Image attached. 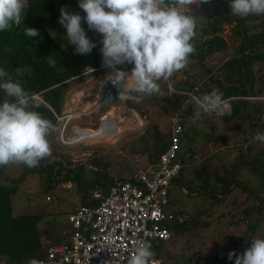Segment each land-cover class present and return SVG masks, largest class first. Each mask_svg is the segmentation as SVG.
Listing matches in <instances>:
<instances>
[{"label": "trees", "instance_id": "16d2710c", "mask_svg": "<svg viewBox=\"0 0 264 264\" xmlns=\"http://www.w3.org/2000/svg\"><path fill=\"white\" fill-rule=\"evenodd\" d=\"M61 7L79 13L81 17L85 15L78 3L72 0H27L21 25H13L10 30L0 32V68L8 72L6 79L19 81L30 94L32 110L41 113L54 126L57 117L61 116L66 87L75 80L89 78L101 70L112 69L102 63V34L89 30L83 20L81 26L96 46L89 54L75 53V46L65 39L66 29L58 22ZM197 7L194 13L187 8L183 9L186 14L194 15L196 19V36L191 41L195 52L190 55L187 66L175 73L170 81L159 82L160 92L163 90L167 93L166 84L169 83L180 93L171 94L179 95L182 103L189 99L186 93L196 99L219 89L227 106L231 108V114L224 117L216 113L204 114L195 102H189L187 117L191 116L189 119L193 118L195 125L204 130L202 137L205 142L196 144L194 129L190 132L193 138L192 149L202 153L186 154L187 158L182 160L176 153L175 162L180 164V169L169 183L166 210L172 214L185 215V219L181 223L169 221L164 225L171 237L184 235L186 232L197 234L199 229L202 230L212 223L209 211L231 198L229 204H236V209H239L236 222L245 227L241 241L230 252L233 254L232 258L229 259L230 253L227 254L232 245H228L223 248L227 251L217 250L212 257L203 258L197 251L186 260L180 261L188 264H234L236 257L242 255L254 239H264V229L257 235L264 221V142L253 140L258 132L264 133V15L235 16L230 11L229 0H209L208 3H201ZM224 26H227L229 31L227 39L220 35ZM25 28L37 29L39 36L27 37L24 34ZM64 40L67 42L62 45ZM50 55L56 61L54 68L47 62L46 57ZM212 57L217 60L215 64H207ZM19 67L30 68L31 74L17 75L16 69ZM116 68L121 71L132 70L133 65L125 63L117 65ZM158 93L140 100L145 101L147 105L156 104ZM33 95H39L41 102H35ZM5 99L6 96L0 89V103ZM140 100L137 102L134 99H126L125 104L140 115L142 112H148ZM186 122L187 120L183 122L179 144L188 129ZM110 129L117 130L114 125H111ZM152 130V146L156 143L164 144V148L158 152L148 151L149 148L145 146L147 166L154 168L158 155L168 145L169 132L168 135L164 133V136L168 137L163 140L156 126H153ZM206 148H209V151ZM52 158L53 156H49L41 160L38 167L32 168L25 165L0 166V261L4 264H29L32 259L40 260L47 245L68 239V235L58 236L60 230L56 231L52 226L38 227L47 216L42 211L43 207L37 211L12 215L11 200L30 175L39 174L43 178L40 198L44 201L47 194L57 185L70 183L81 195L79 205L93 206L97 202L89 195L90 190L97 189L104 194L115 182L132 181V175L137 171L124 166L131 176L113 178L106 170L109 167L107 163L94 160L97 168L89 170L93 178L86 181L84 174L88 170L84 169L83 163L72 168L69 161H52ZM191 166L194 167L192 176L184 181L182 168ZM7 169H12L13 174L8 175ZM196 179L198 182L193 185ZM171 188L182 190L187 197L203 196L207 203L203 218L198 217L203 213H194L190 219V215L183 210H169ZM196 218L200 219L199 223ZM222 239L223 242L229 241L228 236ZM162 242L165 241L153 244L151 250L158 249ZM221 256L223 258H220ZM153 258H159L161 264H166L160 257ZM174 263H178L177 260L170 264Z\"/></svg>", "mask_w": 264, "mask_h": 264}, {"label": "clouds", "instance_id": "9594fccd", "mask_svg": "<svg viewBox=\"0 0 264 264\" xmlns=\"http://www.w3.org/2000/svg\"><path fill=\"white\" fill-rule=\"evenodd\" d=\"M208 2L209 0H78V6L85 15L81 17L79 13L61 7L58 22L66 29L65 39L75 46L76 54H89L96 46L86 36L81 26L82 20L89 30L102 34V63L113 69V75L109 78L122 89L119 98L138 102L145 96L158 93L159 82L170 81L175 73L187 66L190 55L195 52L191 41L196 36V19L183 9L191 11V5ZM26 4L27 0H0V32L10 30L13 25H21ZM229 6L235 16L264 15V0H229ZM24 34L29 38L36 37L39 36V31L25 28ZM46 58L49 66L54 68L56 61L52 55ZM125 63L133 65L130 74L116 68ZM16 72L17 75H30L31 69L19 67ZM7 77L8 72L0 68V89L6 96L4 102L0 103V166L38 167L41 160L52 154L48 136L55 130V126L41 113L32 110L30 94L21 83L6 79ZM167 89L170 93H179L171 85H167ZM132 93L136 95L133 96ZM36 97L39 98L37 103L41 102L39 95H33L32 99ZM187 97L189 99L180 103L177 108L186 103L189 111L188 104L193 101L204 114L216 113L221 117L231 114V108L227 106L219 89L200 98L195 99L191 95ZM59 118L57 117V122ZM75 129L77 128L65 138L71 136ZM62 136L61 133L60 137ZM253 140L264 142V133L258 132ZM95 191L98 190H90L89 195L92 196ZM232 255L229 254V259ZM154 256L149 242L137 240L128 264H150ZM29 264L42 262L32 259ZM234 264H264V239H254L250 247L236 257Z\"/></svg>", "mask_w": 264, "mask_h": 264}, {"label": "rangeland", "instance_id": "374dc122", "mask_svg": "<svg viewBox=\"0 0 264 264\" xmlns=\"http://www.w3.org/2000/svg\"><path fill=\"white\" fill-rule=\"evenodd\" d=\"M72 1L78 3V0ZM197 6L195 4L191 5V11L187 10L194 13L198 8ZM228 34V27L224 26L220 35L222 38L227 39ZM66 42L64 40L62 45H65ZM210 59L207 64H215L217 61L214 57ZM122 71L126 74L131 73V70L128 69ZM111 75H113V69L101 70L89 78L75 80V82L66 87L61 105V116L56 123L55 130L48 136L52 148V161L60 159L65 162L69 161L72 168H75L79 163H83L84 169L88 170L84 174L86 181L93 178L89 170H96L97 168L93 163L94 160L107 163L109 167L106 170L113 178H128L131 176V173L124 166L132 171L144 170L147 166V159L144 153L145 146L149 148L148 151L151 150L152 152H158L164 148L163 143H156L152 146V127L156 126L160 135L163 136V140H166L168 136L165 137L164 133L168 135L169 117L174 115L181 101L179 95L171 94L167 89V93L163 90L159 91V98L156 104L152 105L147 102L149 104L147 105L145 101L140 100L145 105L143 108L148 109V112H142L140 115L128 108L125 104L126 99L122 98H119L113 105L108 106L106 110L97 113L96 109L99 105L95 106V104L99 102L101 89L107 83L112 82L109 78ZM33 100L38 102L39 98L36 97ZM92 108L96 112H89ZM108 115L115 122L113 123V125L115 124L114 127L116 129L120 128V131L113 136H111L110 129L112 124L109 128H105L107 124L104 122L106 121L102 120L104 124L101 125V118L103 116L105 118ZM67 117L70 118L68 119ZM190 117L184 118V121L187 120L188 129L181 138V143L177 150V156L181 160L187 158L186 154L197 153L200 155L202 153L200 150L192 149L193 138L191 131L196 129L195 142L197 145L205 142L202 137L204 130L195 125L196 122L193 118L190 120ZM93 127L96 128L90 129ZM74 128L77 129L66 139L65 136ZM80 130L83 131L81 132ZM96 132L98 134L95 137L88 134H95ZM61 133L63 134L62 137H60ZM206 150L209 151V148H206ZM178 151L180 154H178ZM213 164L212 162L211 165ZM193 168V166L182 168V179L184 181L192 176L191 171ZM6 172L8 175L13 174L12 169H7ZM42 179L39 174L30 175L26 182L20 185L18 192L11 200L12 215L16 216L28 211H37L43 207L42 211L47 216L38 224V227L52 226L54 230H60L58 236L66 237L70 232L65 221L66 214L81 203V195L76 191L73 184H62L57 185L53 191L47 194L50 197V201L46 202L40 198L43 191ZM197 182V179L193 181V185H196ZM169 200L168 209L171 211L176 209L183 210L190 215V219H192L191 217L194 213H203L198 215L199 218L204 216L203 211L206 210L207 203L206 199L201 195L187 197L182 190L171 188L169 190ZM229 200L231 201V198L226 200L221 206L209 211V216H212L213 221L207 227L202 230L199 229L197 234L186 232L184 235H173L169 240L162 242L158 249L152 250L155 253L154 257H160L165 260L164 263L170 264L175 260L177 262L184 261L197 251L203 258H208L214 256L217 250H223L228 245H232V248L228 249L227 254L234 250L235 245L241 241L245 227L237 224L236 215H238L239 209H236V204H229ZM199 218H196L198 219L197 223L200 221ZM48 220L53 222H48ZM263 229L264 221L259 231H257V235H260ZM224 236L229 237L228 242H223L222 238ZM223 251L227 250L224 249ZM220 258H223V256Z\"/></svg>", "mask_w": 264, "mask_h": 264}, {"label": "built area", "instance_id": "2783aa9c", "mask_svg": "<svg viewBox=\"0 0 264 264\" xmlns=\"http://www.w3.org/2000/svg\"><path fill=\"white\" fill-rule=\"evenodd\" d=\"M190 96V93H186ZM186 103L169 120L166 149L158 155L154 168L137 170L132 181L115 182L103 194L92 193L97 204L77 206L67 216L68 239L45 247L42 264H128L135 242L166 241L171 233L165 223H181L185 215L166 210L167 189L177 176L176 161ZM46 201L49 197L45 198ZM0 264H4L0 261ZM150 264H161L152 258ZM187 264V263H174Z\"/></svg>", "mask_w": 264, "mask_h": 264}, {"label": "water", "instance_id": "95a60500", "mask_svg": "<svg viewBox=\"0 0 264 264\" xmlns=\"http://www.w3.org/2000/svg\"><path fill=\"white\" fill-rule=\"evenodd\" d=\"M121 91L122 89L112 82L107 83L100 91L99 106L96 110L99 112L100 110L113 105L119 99ZM105 118L107 123H112L108 116H105Z\"/></svg>", "mask_w": 264, "mask_h": 264}, {"label": "crops", "instance_id": "0c3cea01", "mask_svg": "<svg viewBox=\"0 0 264 264\" xmlns=\"http://www.w3.org/2000/svg\"><path fill=\"white\" fill-rule=\"evenodd\" d=\"M109 116V115H108ZM105 119L106 118H103L102 120H104L105 121ZM105 124H107V126L105 127V128H109V126L111 125V124H113L114 122H112V123H107V122H104ZM115 125V124H114ZM120 131V128H118L117 130H113V129H111V136H113V135H116L118 132ZM89 132H91V131H89ZM89 135H92V136H96L98 133L96 132L95 134L94 133H88Z\"/></svg>", "mask_w": 264, "mask_h": 264}, {"label": "bare ground", "instance_id": "6f19581e", "mask_svg": "<svg viewBox=\"0 0 264 264\" xmlns=\"http://www.w3.org/2000/svg\"><path fill=\"white\" fill-rule=\"evenodd\" d=\"M99 105V102H97L96 104H95V106H98ZM104 110H106V108H104V109H102V110H100L99 112H102V111H104ZM92 112H96V110H94L93 108H92V110H91ZM98 112V111H97ZM104 113V112H103ZM104 117V116H103ZM103 117L101 118V122H102V119H103ZM109 118H110V116H108ZM110 120H111V122H113V120L110 118ZM81 132L83 131V130H80ZM110 135V134H109Z\"/></svg>", "mask_w": 264, "mask_h": 264}, {"label": "flooded vegetation", "instance_id": "af4514ba", "mask_svg": "<svg viewBox=\"0 0 264 264\" xmlns=\"http://www.w3.org/2000/svg\"><path fill=\"white\" fill-rule=\"evenodd\" d=\"M103 122V121H102ZM101 122V125H103L104 123Z\"/></svg>", "mask_w": 264, "mask_h": 264}]
</instances>
